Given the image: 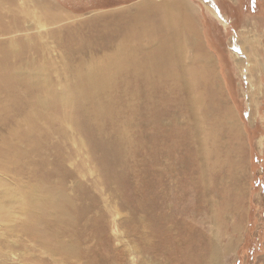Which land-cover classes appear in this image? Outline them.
I'll list each match as a JSON object with an SVG mask.
<instances>
[{
  "label": "rangeland",
  "instance_id": "rangeland-1",
  "mask_svg": "<svg viewBox=\"0 0 264 264\" xmlns=\"http://www.w3.org/2000/svg\"><path fill=\"white\" fill-rule=\"evenodd\" d=\"M138 1L45 0L44 15L17 0L29 4L17 35L42 38L52 57L31 90L0 93V264H111L115 235L128 242L135 220L168 206L184 251L207 248L209 264H264V0H189L195 27L187 18L171 61L120 62ZM186 83L193 92L179 90ZM96 94L109 115L90 122L92 98L81 129L62 121L73 107L65 97ZM33 122L50 134L34 141ZM207 140L221 152L204 158ZM59 193L72 231L46 201ZM60 241L69 245L49 247ZM134 250L125 264H139Z\"/></svg>",
  "mask_w": 264,
  "mask_h": 264
},
{
  "label": "bare ground",
  "instance_id": "bare-ground-1",
  "mask_svg": "<svg viewBox=\"0 0 264 264\" xmlns=\"http://www.w3.org/2000/svg\"><path fill=\"white\" fill-rule=\"evenodd\" d=\"M30 1L34 3V7L36 9L38 7L40 12L46 15L45 0ZM22 10H26L28 12L29 4L23 3L21 5L17 2V0H0V93L3 90H11L12 86V91L15 89H20V91L31 90L36 84L33 83L35 80L32 78H35V76L38 77L41 74V70L37 65L46 64L52 57L50 51L48 50V45L43 42L44 40L42 38L35 37L30 39L26 36L19 37L17 35L18 32H20V29L25 27L24 25L27 21L26 18L24 20L21 19ZM53 16L54 18H57L59 22L62 21L60 14L56 13V11L53 13ZM181 24L187 26L190 32L191 27L189 26L188 20ZM19 44L21 47H19ZM119 50H116L115 53H119L120 57L115 58L119 61L122 60L120 62H125L127 57H130L134 54L133 49L130 47L124 48L121 46ZM163 50H165V47H163ZM60 55L63 57V54ZM161 56L162 55L160 53L157 55L148 54L146 57L144 56V58L145 62L148 63L161 59ZM196 70L199 73L206 71V69H204V63L198 69H195V71ZM92 72H89L87 76L93 78L91 74ZM177 79L178 78L174 80L177 81ZM148 80L149 79H147V81ZM192 81L197 87V78L195 76L193 77ZM178 85L179 82L177 83V86ZM179 90H183L186 93L194 91L193 88L189 87L188 83H186L184 87L179 88ZM195 95L200 97L201 100H204V94L195 93ZM92 98L97 101L93 105L92 118L90 122H98L103 115H109V108H107V106L111 104L108 98L101 94L79 95L77 97H73V101L71 100L72 98L65 97V102H67L69 105L72 104L73 107L71 109V116H68L70 114H63L60 117L62 121H70L73 123V125H76L81 129L82 125L80 126V123H82L83 120L78 121V117L81 118L85 116L84 112L87 111L86 105ZM55 101L59 102V98H55ZM55 103L51 104L55 106ZM251 106L252 108L254 107L253 105ZM190 115L191 118L197 122L196 113H191ZM33 119V117L32 119L29 117L28 121H32ZM37 119L47 123L51 122V118L47 116H38ZM30 126L32 135H41L39 137H34V141L45 138L50 134L51 131L49 127H41V125L35 122L31 123ZM235 127L237 129V125H235ZM210 135H212V133ZM209 139L212 141L215 139V137L213 136ZM208 140L199 144L197 142V149L201 152V155H204V158H210L212 155H217L221 152V150H218L215 146L211 145V147H208V144L212 143ZM46 201L56 204L59 207L60 212L57 215V220L66 224L67 230L72 231L76 224L72 215L65 208L66 206L64 204L68 202L66 201L65 196L59 193L58 196H52L50 199L46 198ZM62 206L63 208L61 209ZM172 211H174V209L168 206V208L164 210L161 208V211L156 214L149 213L145 218H139L135 220V227L131 229L132 232H128L127 236L129 237H127V239L129 241L126 243H123L124 240L122 241L120 238V233L118 232L115 235L116 240H113L116 245L112 246L114 256L111 264H125V258L129 256L130 251L134 250V248H136L135 253L139 264H155L156 261H167L170 264H209L210 257L205 254L208 252L207 248H205V250L202 252L198 251V254H195L196 250H193V252L191 250V252H189V250L184 251L185 247L182 246L185 242L182 240V238L185 237L182 236L180 239L178 236H176L178 233V226ZM126 223L127 221L122 222L121 225ZM54 234L55 232L53 231L45 232L44 237L54 239ZM110 240L113 242L112 239ZM59 245H69V243L60 241L58 245H53L50 242L49 247H57ZM62 249L68 250L66 246H63Z\"/></svg>",
  "mask_w": 264,
  "mask_h": 264
},
{
  "label": "crops",
  "instance_id": "crops-1",
  "mask_svg": "<svg viewBox=\"0 0 264 264\" xmlns=\"http://www.w3.org/2000/svg\"><path fill=\"white\" fill-rule=\"evenodd\" d=\"M190 5L189 0H139L132 4L126 17L124 41L128 44L124 47L133 48L134 56L160 53L171 61L180 48L181 37L188 38L190 33L187 26H180L187 18L190 24L194 19Z\"/></svg>",
  "mask_w": 264,
  "mask_h": 264
}]
</instances>
